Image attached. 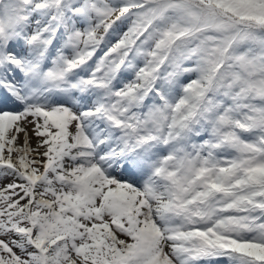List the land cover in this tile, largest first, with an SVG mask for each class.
<instances>
[{
	"label": "snow or ice",
	"instance_id": "6c2138e0",
	"mask_svg": "<svg viewBox=\"0 0 264 264\" xmlns=\"http://www.w3.org/2000/svg\"><path fill=\"white\" fill-rule=\"evenodd\" d=\"M0 264H264V0H0Z\"/></svg>",
	"mask_w": 264,
	"mask_h": 264
}]
</instances>
